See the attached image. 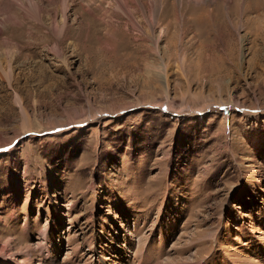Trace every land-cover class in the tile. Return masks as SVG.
Returning a JSON list of instances; mask_svg holds the SVG:
<instances>
[{"label":"rangeland","instance_id":"374dc122","mask_svg":"<svg viewBox=\"0 0 264 264\" xmlns=\"http://www.w3.org/2000/svg\"><path fill=\"white\" fill-rule=\"evenodd\" d=\"M0 264H264V0H0Z\"/></svg>","mask_w":264,"mask_h":264}]
</instances>
